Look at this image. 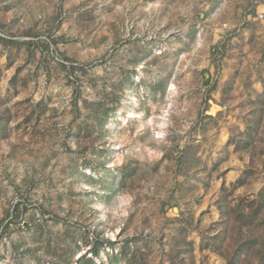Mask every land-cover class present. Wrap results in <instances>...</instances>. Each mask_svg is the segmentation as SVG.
<instances>
[{
	"label": "rangeland",
	"instance_id": "1",
	"mask_svg": "<svg viewBox=\"0 0 264 264\" xmlns=\"http://www.w3.org/2000/svg\"><path fill=\"white\" fill-rule=\"evenodd\" d=\"M260 15L0 0V264L263 263Z\"/></svg>",
	"mask_w": 264,
	"mask_h": 264
},
{
	"label": "trees",
	"instance_id": "2",
	"mask_svg": "<svg viewBox=\"0 0 264 264\" xmlns=\"http://www.w3.org/2000/svg\"><path fill=\"white\" fill-rule=\"evenodd\" d=\"M208 83H209V81H208ZM262 196L264 197V194H263V193H262ZM256 243H257L256 239H255V238H252L251 240H249V242H248L247 244H248V245H249V244H250V245H253V244H256ZM98 254H99V251L95 250V251H94V255H95V256H98ZM262 261H263V263H261V264H264V258H263ZM86 264H93L92 259L87 260V261H86ZM231 264H235V262L232 261Z\"/></svg>",
	"mask_w": 264,
	"mask_h": 264
},
{
	"label": "built area",
	"instance_id": "3",
	"mask_svg": "<svg viewBox=\"0 0 264 264\" xmlns=\"http://www.w3.org/2000/svg\"><path fill=\"white\" fill-rule=\"evenodd\" d=\"M264 16L263 15H260V18H263Z\"/></svg>",
	"mask_w": 264,
	"mask_h": 264
}]
</instances>
